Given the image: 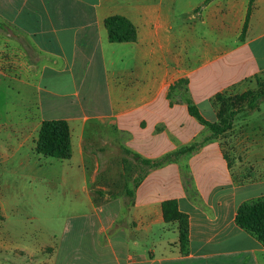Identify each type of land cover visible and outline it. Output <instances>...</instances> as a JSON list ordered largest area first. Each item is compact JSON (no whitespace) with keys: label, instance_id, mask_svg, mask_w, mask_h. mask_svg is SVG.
I'll use <instances>...</instances> for the list:
<instances>
[{"label":"crops","instance_id":"1","mask_svg":"<svg viewBox=\"0 0 264 264\" xmlns=\"http://www.w3.org/2000/svg\"><path fill=\"white\" fill-rule=\"evenodd\" d=\"M114 16L135 27L134 42H109L104 22ZM4 49L13 59L10 70L0 66V264H264V247L235 224L240 204L264 197V105L182 157L196 197L170 162L148 169L128 202L97 203L89 184L98 164L90 175L85 147L102 126L121 151L147 160L208 137L168 90L185 80L214 123L216 95L263 78L264 0H0ZM59 120L70 132L65 161L34 151L42 122ZM20 180L72 190L70 206H46L70 213L58 237L21 241L4 231L18 223ZM169 200L188 219L186 253L177 223L163 219Z\"/></svg>","mask_w":264,"mask_h":264},{"label":"trees","instance_id":"2","mask_svg":"<svg viewBox=\"0 0 264 264\" xmlns=\"http://www.w3.org/2000/svg\"><path fill=\"white\" fill-rule=\"evenodd\" d=\"M251 4L252 0H250V5ZM104 25L107 31L108 40L111 43L134 42L136 40L135 27L123 17L114 16L107 18ZM245 30L246 23L243 27V33ZM256 84L259 86V89L256 92L248 93L239 103L230 104L227 99V96L229 95L227 94L216 95L213 99V105L216 107L217 121L214 123L205 120L200 114L198 108L187 97L185 80H180L173 84L168 90L167 97L171 100L178 99L185 102L189 114L203 125L210 135L201 141H196L190 146L182 147L175 152L165 154L156 160L144 159L138 154L122 148V153L124 155H129L142 167L141 174L133 179L132 189L125 188V196L130 200L133 198V188L138 186L148 169L157 168L170 162H178L185 191L190 196L196 197L197 192L193 186V179L190 170L187 165H184L183 162H181L182 157L192 150L198 149L207 140L217 139L223 136L231 129L235 117L244 110H246V112L258 110L260 103L264 101V89L261 87L259 78H256ZM34 151L37 155L43 157L62 161L69 160L71 158L72 149L67 123L62 120L43 121L35 142ZM162 214L166 223H177L180 251L181 253H186L189 242L187 216L179 211L175 200H169L162 203ZM235 224L247 234L255 238L264 247V197L240 204L236 211Z\"/></svg>","mask_w":264,"mask_h":264},{"label":"rangeland","instance_id":"3","mask_svg":"<svg viewBox=\"0 0 264 264\" xmlns=\"http://www.w3.org/2000/svg\"><path fill=\"white\" fill-rule=\"evenodd\" d=\"M6 46L8 45L5 44L4 47ZM8 47L11 48L10 45ZM12 55L6 49L0 51V66L4 71L7 68L10 70ZM260 83L264 89V77L260 79ZM258 89L259 86L255 81L253 85L247 84L245 91L232 93L227 96V99L230 104L239 103L248 93L256 92ZM263 105L264 101L260 103L259 108ZM253 113L244 110L235 117L234 123L237 119H246ZM98 130L96 135L92 133L85 140L86 154L93 164L90 175L96 168L95 162L98 164L95 181L89 184L90 194L97 203L110 201L113 198H120L124 203L128 202V197L124 195L125 188L133 187V179L141 174L142 167L129 155L122 153L117 146L119 139L107 126H102ZM51 183L37 180L30 185L26 181H18L20 210L12 214L13 219L18 223L16 227L9 228L7 222V226L3 228L5 232L9 231L21 241H27L28 238L47 241L52 237L51 232L59 236L64 218L70 213L61 212L62 214H58L57 217L53 212L49 215L48 211L45 213L46 206H57L60 203L70 206L76 199L71 189H67L68 192H66L58 184ZM26 263L24 261L23 264Z\"/></svg>","mask_w":264,"mask_h":264}]
</instances>
